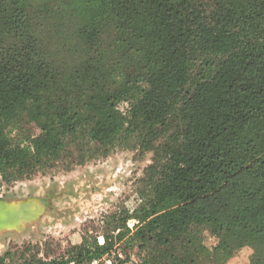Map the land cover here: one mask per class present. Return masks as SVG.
<instances>
[{
	"label": "trees",
	"instance_id": "16d2710c",
	"mask_svg": "<svg viewBox=\"0 0 264 264\" xmlns=\"http://www.w3.org/2000/svg\"><path fill=\"white\" fill-rule=\"evenodd\" d=\"M122 144L154 156L103 242L0 264H264V0H0V185Z\"/></svg>",
	"mask_w": 264,
	"mask_h": 264
},
{
	"label": "rangeland",
	"instance_id": "374dc122",
	"mask_svg": "<svg viewBox=\"0 0 264 264\" xmlns=\"http://www.w3.org/2000/svg\"><path fill=\"white\" fill-rule=\"evenodd\" d=\"M127 106L123 102L119 107L126 110ZM153 156V151L122 144L79 161L77 151L70 148L53 169L0 185V200H34L39 209L34 218L0 230V254L12 250L17 257L53 258L80 243L84 235L98 236L103 242L100 233H112L109 216L139 204L142 178ZM134 224L128 221L130 227ZM210 241L207 235L206 242ZM250 254V248L242 246L224 264H253ZM137 258L134 251L116 246L88 264H133ZM204 264L216 263L207 259Z\"/></svg>",
	"mask_w": 264,
	"mask_h": 264
},
{
	"label": "water",
	"instance_id": "95a60500",
	"mask_svg": "<svg viewBox=\"0 0 264 264\" xmlns=\"http://www.w3.org/2000/svg\"><path fill=\"white\" fill-rule=\"evenodd\" d=\"M36 203L38 202L34 200H20L17 203L0 200V208L4 209H0V230L19 226L22 222L34 218L39 211Z\"/></svg>",
	"mask_w": 264,
	"mask_h": 264
},
{
	"label": "built area",
	"instance_id": "2783aa9c",
	"mask_svg": "<svg viewBox=\"0 0 264 264\" xmlns=\"http://www.w3.org/2000/svg\"><path fill=\"white\" fill-rule=\"evenodd\" d=\"M97 260H98V259H94V260H93L94 262H93V261H92V262L95 263Z\"/></svg>",
	"mask_w": 264,
	"mask_h": 264
},
{
	"label": "crops",
	"instance_id": "0c3cea01",
	"mask_svg": "<svg viewBox=\"0 0 264 264\" xmlns=\"http://www.w3.org/2000/svg\"><path fill=\"white\" fill-rule=\"evenodd\" d=\"M10 208L13 209L14 207H10ZM10 208H9V209H10ZM0 209L2 210L3 208H0ZM3 210H4V209H3Z\"/></svg>",
	"mask_w": 264,
	"mask_h": 264
}]
</instances>
